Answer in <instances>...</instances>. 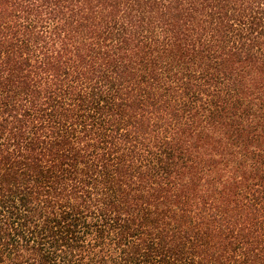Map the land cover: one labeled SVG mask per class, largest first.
Masks as SVG:
<instances>
[{
  "label": "trees",
  "instance_id": "obj_1",
  "mask_svg": "<svg viewBox=\"0 0 264 264\" xmlns=\"http://www.w3.org/2000/svg\"><path fill=\"white\" fill-rule=\"evenodd\" d=\"M0 264H264V0H0Z\"/></svg>",
  "mask_w": 264,
  "mask_h": 264
}]
</instances>
